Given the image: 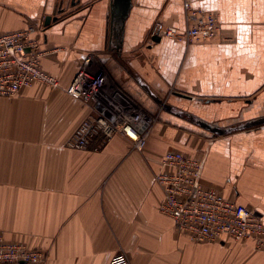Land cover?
I'll use <instances>...</instances> for the list:
<instances>
[{
	"label": "crops",
	"instance_id": "0c3cea01",
	"mask_svg": "<svg viewBox=\"0 0 264 264\" xmlns=\"http://www.w3.org/2000/svg\"><path fill=\"white\" fill-rule=\"evenodd\" d=\"M114 1L0 0V33L33 28L61 83L0 100V232L46 264H110L123 252L132 264H264L253 239L199 244L179 231L156 182L179 151L200 160L201 184L264 218V124L252 126L264 119V0H188L223 27L192 44L151 42L158 22L186 28L187 0ZM88 57L159 115L143 151L121 134L101 151L67 147L92 113L66 92Z\"/></svg>",
	"mask_w": 264,
	"mask_h": 264
},
{
	"label": "built area",
	"instance_id": "2783aa9c",
	"mask_svg": "<svg viewBox=\"0 0 264 264\" xmlns=\"http://www.w3.org/2000/svg\"><path fill=\"white\" fill-rule=\"evenodd\" d=\"M186 28L158 22L154 38H174L187 44L218 40L223 32L220 18L213 12L194 9L185 2ZM30 28L0 33V100L14 98L25 90L44 84L61 88L58 78L48 74L42 64L44 52ZM67 94L92 109L67 143L72 150H103L121 134L133 147L143 151L159 121L158 114L144 110L128 93L116 86L105 68L93 57L85 59L81 70L66 90ZM198 158L169 151L161 160L156 182L165 199L161 212L174 220L177 229L188 233L196 243L234 242L253 239L264 250V218L250 208L225 199L220 192L200 182ZM45 252L24 244H13L0 232V264H46ZM110 264H132L126 253L116 255Z\"/></svg>",
	"mask_w": 264,
	"mask_h": 264
},
{
	"label": "water",
	"instance_id": "95a60500",
	"mask_svg": "<svg viewBox=\"0 0 264 264\" xmlns=\"http://www.w3.org/2000/svg\"><path fill=\"white\" fill-rule=\"evenodd\" d=\"M130 0H115L114 1V7H121L123 4H125V5H127L128 6V4L130 3L129 2ZM121 19H125V18H123V17H116V18H114V21H120ZM51 20V18H48L47 19V22H49ZM154 41H156V42H160L161 41V39L160 38H154ZM180 95V94H179ZM264 124V119H262V120H259V121H256V122H254L253 124H252V126H260V125H263ZM214 132H217L218 130H213Z\"/></svg>",
	"mask_w": 264,
	"mask_h": 264
},
{
	"label": "trees",
	"instance_id": "16d2710c",
	"mask_svg": "<svg viewBox=\"0 0 264 264\" xmlns=\"http://www.w3.org/2000/svg\"><path fill=\"white\" fill-rule=\"evenodd\" d=\"M127 93V92H126Z\"/></svg>",
	"mask_w": 264,
	"mask_h": 264
}]
</instances>
